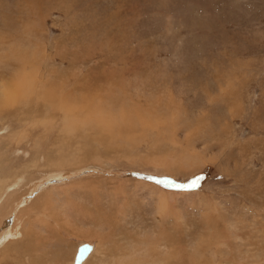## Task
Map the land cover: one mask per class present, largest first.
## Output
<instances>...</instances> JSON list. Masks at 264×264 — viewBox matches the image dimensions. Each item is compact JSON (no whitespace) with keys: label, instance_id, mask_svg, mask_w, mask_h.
<instances>
[{"label":"rangeland","instance_id":"obj_1","mask_svg":"<svg viewBox=\"0 0 264 264\" xmlns=\"http://www.w3.org/2000/svg\"><path fill=\"white\" fill-rule=\"evenodd\" d=\"M6 168L0 264H264V0H0Z\"/></svg>","mask_w":264,"mask_h":264},{"label":"bare ground","instance_id":"obj_2","mask_svg":"<svg viewBox=\"0 0 264 264\" xmlns=\"http://www.w3.org/2000/svg\"><path fill=\"white\" fill-rule=\"evenodd\" d=\"M27 61H25V63H26ZM26 76V75H25ZM25 78V77H24ZM29 78V77H28ZM31 79V78H30ZM27 80V79H26ZM35 80H36V78H35ZM20 81V80H19ZM16 83V82H15ZM34 83V82H33ZM20 84H22V83H20ZM20 84H18V85H20ZM20 87H22L21 85H20ZM9 88V87H8ZM7 88V89H8ZM6 89V90H7ZM16 89V88H15ZM14 89V90H15ZM22 89V88H21ZM24 89V88H23ZM58 90V89H57ZM12 91V90H11ZM13 92V91H12ZM17 93V92H16ZM11 94V93H10ZM42 94V93H41ZM19 95V94H18ZM62 95V94H61ZM60 95V96H61ZM50 96H52V99H54L55 98V94L54 95H50ZM66 96V95H65ZM61 99L63 98V96H61L60 97ZM17 99V98H16ZM13 100V99H12ZM68 100V99H67ZM74 100V99H73ZM72 100V101H73ZM9 101V100H8ZM11 101V100H10ZM15 101L16 100H14V101H12L14 104H15ZM18 101V100H17ZM54 101V100H53ZM56 101H57V99H56ZM28 103V102H27ZM45 103V105H44V109H46V111H48L50 108H52V104L50 103L49 105L46 103V102H44ZM65 103L66 102H64V101H60V105H62V109H63V107H65ZM17 104V103H16ZM29 104V103H28ZM74 104V103H73ZM72 104V105H73ZM70 106V105H69ZM35 107H37V106H35ZM74 108V107H73ZM72 108V109H73ZM71 109V110H72ZM37 111H39V109H37ZM50 111V110H49ZM57 112V111H56ZM67 112H68V105H67ZM79 113V111H77L76 110V113ZM29 113V112H28ZM76 113H75V115H74V117H76ZM56 114V113H55ZM73 114V113H72ZM32 115H34V114H32ZM71 118H72V116H71ZM70 118V119H71ZM69 120V115H68V113H67V115H66V117H65V121H68ZM72 126L71 124H68V126ZM66 127V128H69V127ZM73 127V126H72ZM74 129V128H73ZM12 171V170H11ZM6 172H8L7 171V168L6 169H4V173L2 174V176H0V198L2 197V195L5 193V191L6 190H8V188L9 187H7V186H11L12 188H14V187H17L18 186V182H17V180H15L13 183L11 182L10 184H8V185H6L5 187H3V183H7V181H8V178L5 176L6 175ZM9 173V172H8ZM9 179H10V177H9ZM16 179V178H15ZM10 181V180H9ZM5 190V191H4ZM17 191V190H16ZM16 191L14 192V193H11L10 194V196L11 195H14L15 193H16ZM8 197L5 201H2V200H0V220L1 219H3L5 216V214H8L9 212H10V210H11V207L13 206L12 205V201H11V197ZM12 205V206H11ZM168 243V242H167ZM160 248H161V246H160ZM159 249V248H158ZM96 250H97V252H98V248H96ZM94 252H96V251H94ZM97 252H96V254H97ZM99 252H100V249H99ZM170 253H171V249H170ZM93 254V253H92ZM92 254H91V256H92ZM168 255H170L169 253H168ZM80 256V257H79ZM86 252L85 251H81L80 252V254L78 255V259L79 260H81V261H84L85 259H86ZM89 257H90V255H89ZM171 259V258H170ZM78 261V260H77Z\"/></svg>","mask_w":264,"mask_h":264},{"label":"snow or ice","instance_id":"obj_3","mask_svg":"<svg viewBox=\"0 0 264 264\" xmlns=\"http://www.w3.org/2000/svg\"><path fill=\"white\" fill-rule=\"evenodd\" d=\"M199 182V178H196L192 181V185L195 186L196 184H198Z\"/></svg>","mask_w":264,"mask_h":264}]
</instances>
